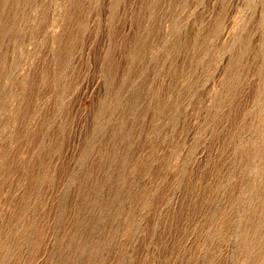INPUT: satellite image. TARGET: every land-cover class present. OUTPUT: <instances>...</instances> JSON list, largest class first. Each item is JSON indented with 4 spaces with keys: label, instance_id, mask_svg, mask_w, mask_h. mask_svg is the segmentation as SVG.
Here are the masks:
<instances>
[{
    "label": "rangeland",
    "instance_id": "obj_1",
    "mask_svg": "<svg viewBox=\"0 0 264 264\" xmlns=\"http://www.w3.org/2000/svg\"><path fill=\"white\" fill-rule=\"evenodd\" d=\"M58 263L264 264V0H0V264Z\"/></svg>",
    "mask_w": 264,
    "mask_h": 264
},
{
    "label": "bare ground",
    "instance_id": "obj_2",
    "mask_svg": "<svg viewBox=\"0 0 264 264\" xmlns=\"http://www.w3.org/2000/svg\"><path fill=\"white\" fill-rule=\"evenodd\" d=\"M59 263H60V262H59ZM59 263H58V264H59ZM62 264H63V263H62Z\"/></svg>",
    "mask_w": 264,
    "mask_h": 264
}]
</instances>
